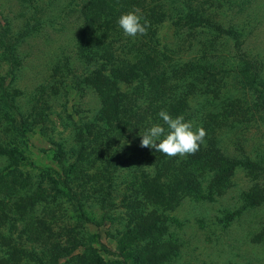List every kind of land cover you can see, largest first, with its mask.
Instances as JSON below:
<instances>
[{
  "label": "trees",
  "instance_id": "obj_1",
  "mask_svg": "<svg viewBox=\"0 0 264 264\" xmlns=\"http://www.w3.org/2000/svg\"><path fill=\"white\" fill-rule=\"evenodd\" d=\"M208 1L211 5L207 0H82L78 3L84 22L77 53L94 67V73L91 74V70L85 74L82 83L93 85L102 97L103 105L96 117L100 123L78 125L80 131L71 152L64 142L50 139L57 146L60 167L48 169L35 182H31L29 176L19 178L25 172L22 165L33 163L29 156L15 146L0 145V156L15 161L0 169V199L4 201L5 195L13 199L0 204V264H165L178 255L181 245L168 237L169 227L164 223V215L154 208L148 213L136 209L140 207L138 192L127 193L131 225L126 224V229L115 238L121 259L106 261L95 253L97 248L89 243L99 242L95 240L99 234L84 242L81 232L87 224L97 223L89 211L93 205L87 198L110 207L112 177L122 168L132 170L134 184L143 188L141 192L147 207L155 202L173 209L185 196L211 200L214 187H220L219 193H225L237 167H245L256 180L241 196L242 205L226 212L224 226L243 210L264 203V156L258 153L251 156L246 152L245 143L238 139L235 145L240 153H232L224 139L239 129L241 123L237 117L246 113L253 115L259 107L264 111V59L251 53L248 33L253 21L250 16H218L224 5L234 10L238 5L235 0ZM132 10L148 21L143 36H126L117 23L122 13ZM168 20L178 31V38L170 43L159 35L162 24ZM4 32L8 36V30ZM8 38L5 56L11 63L9 74L15 75L20 59L16 41ZM196 43L200 45L198 50H195ZM227 44L229 49L225 47ZM3 79L0 78V106L8 112L14 111L17 106ZM221 87L226 91L239 88L245 102L242 96L226 93L219 100ZM197 90L212 93L217 102L208 110L200 109L193 103ZM251 100L252 105H244ZM161 109L173 116L183 115L194 126L206 130L204 143L197 152L168 157L150 147H141L140 133L159 120L157 114ZM11 120L18 137L26 139V121L23 118ZM126 137H135L138 142L135 146L125 145ZM87 167L96 168L95 172L91 174L85 170ZM46 175L51 176L50 190L54 195L43 184ZM89 182L94 187L91 196L85 198L75 185L85 186ZM99 182L101 188L95 186ZM103 182L107 184L106 191L101 190ZM19 184L17 190L28 185L29 188L17 195L14 188ZM183 191L184 196H179ZM62 193L75 204L77 223H82L79 230L77 225L71 228L73 233L66 227L57 231L55 219L48 221L33 213L36 204L47 206ZM6 224L8 228L4 231ZM15 230H20L18 236ZM263 238L264 231L253 239ZM27 243H31L30 247L25 245ZM91 254L94 257H90Z\"/></svg>",
  "mask_w": 264,
  "mask_h": 264
},
{
  "label": "rangeland",
  "instance_id": "obj_2",
  "mask_svg": "<svg viewBox=\"0 0 264 264\" xmlns=\"http://www.w3.org/2000/svg\"><path fill=\"white\" fill-rule=\"evenodd\" d=\"M79 2L82 0H0V78H4L7 91L17 106L16 110L9 112L0 106V145L15 146L33 161L32 164L22 165L25 172L23 176H19L20 180L29 176L30 181L35 182L48 169L56 170L60 167L57 146L50 139L64 142L71 152L76 145V134L80 131L78 125L83 122L93 125L100 123L96 117L103 105L102 97L93 85L82 83L85 74L91 70V74L94 73V67L86 64L77 53L78 37L84 22ZM207 2L211 5V1ZM235 2L238 5L233 7L234 10L224 5L218 16H250L253 21V27L248 33L251 53L258 59H264V0ZM6 30L8 36L4 32ZM177 34L178 31L170 20L164 22L159 31L161 39L168 43L176 40ZM8 37L12 38L11 41H16L17 56L20 59L15 75L9 74L11 63L5 56ZM225 47L229 49L228 44ZM199 48L200 45L196 43L195 50ZM225 93L242 96L245 102L244 93L239 88L233 87L229 91L222 88L219 100ZM193 96V103L200 109L208 110L217 102L212 93L203 94L197 90ZM252 103V100L248 103L246 101L244 105L250 106ZM259 108L253 111V115L246 113L243 117H237L241 123L238 124L239 129L230 133L227 139L224 137L226 147L232 153H240L235 145V140L238 139L237 141L245 143L246 152L251 156L257 153L264 156V111ZM21 118L28 124L26 139H21L20 134L18 137L11 124V119L19 121ZM136 142L138 141L135 137H126L123 140L125 145L130 143L135 146ZM70 160H73L72 155ZM10 161L15 162L12 159ZM10 161L0 156V169ZM95 169L85 168L91 174ZM50 171L53 175L52 170ZM114 175V186L110 188V207H103L101 201L96 202L88 197V202L93 205L89 211L97 223L87 224L84 232H81L84 242L92 240V235L99 234L95 240L100 241L89 244L97 248L95 253L104 260L121 259L115 238L126 229V224L131 225L126 197L138 192L140 207H135L139 204L137 203L133 208H141L146 213L154 208L162 213L164 223L169 227L166 232L168 237L181 245L178 255L165 264H264V238L257 241L253 239L259 232L264 231V203L243 210L230 224H223L226 222V212L237 210L242 205L241 196L249 190L253 180H256L245 167H237L230 178L231 186L225 193H219L221 188L214 187V198L211 200L208 197L197 200L185 196L173 209L155 202H150L147 207L144 193L141 192L143 188L138 183L134 184L132 170L122 168ZM47 177L43 184L50 190L51 176L49 179ZM162 181H165V177ZM100 184L99 182L95 186L101 188ZM103 184L101 190L106 191L104 188L107 184ZM20 186L19 184L14 189L17 190ZM75 186L77 190L83 191L85 198L91 196L90 192L94 187L92 182L85 186ZM28 188L29 185L17 190L16 194ZM50 192L54 195L52 190ZM183 194L185 191L180 192L179 196ZM7 201L12 202L13 199L5 195L4 201L0 199V204ZM75 208L70 198L62 193L55 200H50L47 206L36 204L33 213L48 221L55 219L57 223L54 227L57 231L66 227L69 233H73V226L77 225L78 230L82 226V223H77ZM7 228L6 224L2 230ZM19 231L15 230L16 236ZM64 239L67 240V236ZM25 245L30 247L31 243ZM90 257L94 255L91 254ZM65 260L67 259H62L63 262Z\"/></svg>",
  "mask_w": 264,
  "mask_h": 264
},
{
  "label": "clouds",
  "instance_id": "obj_3",
  "mask_svg": "<svg viewBox=\"0 0 264 264\" xmlns=\"http://www.w3.org/2000/svg\"><path fill=\"white\" fill-rule=\"evenodd\" d=\"M117 23L126 36L133 38L145 35L148 29V21L135 10L122 13ZM157 115L159 120L140 133L141 147L175 157L194 154L204 143L206 130L194 126L183 115L173 116L166 109H161Z\"/></svg>",
  "mask_w": 264,
  "mask_h": 264
}]
</instances>
